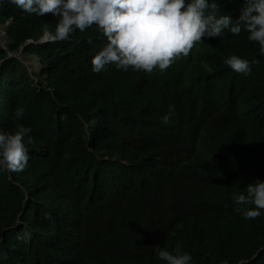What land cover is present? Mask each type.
Wrapping results in <instances>:
<instances>
[{"label":"trees","instance_id":"obj_1","mask_svg":"<svg viewBox=\"0 0 264 264\" xmlns=\"http://www.w3.org/2000/svg\"><path fill=\"white\" fill-rule=\"evenodd\" d=\"M208 3L235 19L246 0ZM57 19L0 0L7 49L39 62L29 73L0 48V131L20 124L34 139H25L23 171L8 180L0 165V264H167L155 246L173 252L177 242L191 264H264V209L257 224L234 211L255 206L232 199L264 182L259 44L225 30L164 72L109 64L95 73L91 60L106 43L95 25L66 41L26 44L46 24L54 32ZM232 54L249 61L248 74L224 63Z\"/></svg>","mask_w":264,"mask_h":264},{"label":"clouds","instance_id":"obj_2","mask_svg":"<svg viewBox=\"0 0 264 264\" xmlns=\"http://www.w3.org/2000/svg\"><path fill=\"white\" fill-rule=\"evenodd\" d=\"M11 2L29 14L43 16L50 13L57 17L54 32L49 31L47 24L45 25L43 36L51 42L66 41L76 30L83 32L93 25L97 26L106 38V43L91 60L92 71L95 73H100L109 64H115L117 69L124 71L132 68L149 74L157 69L164 72L181 56L187 57L196 44L202 42V37L207 35L219 38L225 30L233 35L246 31L249 33L248 40L257 42L259 51L264 54V0H246L245 5L240 9V15L235 19L230 15L217 17L215 3L209 5L208 0H190V2L186 0H11ZM209 7L213 11L206 14ZM4 43L6 46V38ZM6 51L16 54L18 60L24 57L21 56V52H11L7 48ZM28 57L34 59L32 65L35 62L39 64L35 57ZM3 60H0V63ZM224 63L237 73L248 74L251 71L249 61L235 54L227 57ZM27 70L29 73H37L39 66L34 71H30L29 68ZM22 115V108L15 111L17 118ZM169 119V115H165L162 122L168 123ZM30 133V127L20 124L14 132L0 131V165L5 169L8 180H11V172L23 171L27 165L29 156L25 139L28 144L34 142ZM232 199L238 206H255L234 209L245 219L261 216L260 210L264 209V182L257 180L248 184L246 194L234 193ZM18 220L17 217L16 224ZM155 252L158 258L166 261L167 264H191L193 259L190 254L182 251L179 242L173 252L160 246H155Z\"/></svg>","mask_w":264,"mask_h":264},{"label":"bare ground","instance_id":"obj_3","mask_svg":"<svg viewBox=\"0 0 264 264\" xmlns=\"http://www.w3.org/2000/svg\"><path fill=\"white\" fill-rule=\"evenodd\" d=\"M11 22H12V21H11ZM7 24H8V23H5V25H7ZM10 26H11V25H10ZM3 28H4V27H3ZM6 28H7V27H6ZM5 31H6V30H5ZM3 32H4V30H3ZM5 33H6V32H5ZM7 33H8V32H7ZM6 36H7V35H6ZM6 36H4V37L6 38ZM7 37H9V36H7ZM0 48L2 49L1 46H0ZM5 48H7V44H6ZM2 50H3V49H2ZM259 53H260V52H259ZM38 66H39V64H37V62H35V63L31 66L30 71H34V70L38 69ZM193 69H195V68H193ZM11 72H12V71H11ZM190 73H191V72H190ZM190 73H189V74H190ZM30 78H31V77H30ZM9 80H10V78H9ZM62 80H63V79H62ZM15 87H16V86H15ZM11 89H12V88H11ZM13 89H14V87H13ZM3 91H4V90H3ZM9 94H10V93H9ZM6 96H9V95L6 94ZM157 96H158V95H157ZM2 100H3V99H2ZM164 100H165V99H164ZM3 101H4V100H3ZM15 101H16V100H15ZM163 102H164V101H163ZM4 103H5V102H4ZM15 104H16V103H15ZM167 105H168V104H167ZM0 106H1V104H0ZM14 113H15V112H14ZM3 116H4V115H3ZM207 118H210V119H211V117H207ZM12 119H13V118H12ZM13 120H14V119H13ZM183 120H184V119H183ZM15 121H16V120H15ZM11 123H12V121H11ZM11 123H10V124H11ZM13 123H14V122H13ZM8 129H9V128H8ZM183 141H184V139H183ZM179 143H180V142H179ZM182 143H183V142H181L180 144H182ZM160 146H161V144H160ZM180 147H181V146H180ZM158 148H159V147H158ZM160 148H161V147H160ZM163 148H164V147H163ZM163 148H162V149H163ZM177 149H178V148H177ZM186 152H187V151H186ZM198 152H199V151H198ZM189 153H190V152H189ZM161 154H162V153H161ZM174 156H176V155H174ZM185 156H186V154H185ZM183 157H184V156H183ZM184 158H185V157H184ZM184 158H182V159L184 160ZM180 160H181V159H180ZM185 160H186V159H185ZM187 160H188V159H187ZM209 162H210V161H209ZM183 163H184V162H183ZM189 163H192V162L189 161ZM189 163H188V164H189ZM193 163H194V162H193ZM207 163H208V162H207ZM211 163H212V162H211ZM211 163H210V165H208L209 163L207 164L208 167L211 166L210 168H212ZM194 164H196V163H194ZM194 164H193V166H195ZM205 164H206V163H205ZM212 164H214V166H215V163H212ZM216 164H217V163H216ZM189 165H190V164H189ZM185 166H186V164H185ZM185 166H184V167H185ZM187 166H188V165H187ZM190 166H192V164H191ZM197 166H198V165H197ZM178 167H179V166H178ZM188 167H189V166H188ZM195 167H196V166H195ZM195 167H194V168H195ZM25 168H26V167H25ZM172 168H173V167H172ZM172 168H171V170H172ZM176 168H177V167H176ZM176 168L173 169V173H174V170H176ZM191 168H193V167H191ZM191 168H190V169H191ZM27 169H28V168H27ZM182 169H183V168H182ZM184 169H185V168H184ZM190 169H189V170H190ZM201 169L203 170L204 168L201 166ZM201 169H199V170L202 171ZM195 170H196V169H195ZM195 170H194L193 172H195ZM208 170H209V168H208ZM215 170H217V168H216ZM227 170H228V169H227ZM229 170H230V169H229ZM229 170H228V171H229ZM187 171H188V170H187ZM211 171H212V169H211ZM211 171H210V173H211ZM213 171H214V170H213ZM2 172H3V171H2ZM197 172H198V170H197ZM206 172H208V171H206ZM214 172H215V171H214ZM210 173H209V174H210ZM217 173H218V170H217ZM12 174H13V172H12ZM170 174H171V173H170ZM170 174H169V175H170ZM214 174H215V173H214ZM171 175H172V174H171ZM171 175H170V176H171ZM205 175H206V174H205ZM211 175H212V174H211ZM13 176H14V175H13ZM195 176H196V175H195ZM16 178H17V177H16ZM170 178H171V177H170ZM17 179H18V178H17ZM166 179H167V178H166ZM168 179H169V178H168ZM171 179H172V178H171ZM171 179H170V180H171ZM221 179H222V178H221ZM221 179H220V180H221ZM18 180H19V179H18ZM163 180H164V179H163ZM220 180H218V181H220ZM202 181H203V180H202ZM222 181H224V180H222ZM222 181H221V182H222ZM225 181H228V182H229V180H225ZM163 183H164V182H163ZM168 183H170V182H168ZM217 183H218V182H217ZM219 183H220V182H219ZM219 183H218V184H219ZM229 183H230V182H229ZM17 184H18V183H17ZM203 184H206V183H203ZM215 184H216V183H215ZM222 184H224V183H222ZM222 184H220V185H222ZM177 185H178V184H177ZM182 185H183V184H182ZM178 186H179V185H178ZM183 186H184V185H183ZM203 186H204V185H203ZM214 187H215V186H214ZM225 187H226V186H225ZM225 187H224V188H225ZM227 187L229 188V186H227ZM180 188H182V186H181ZM184 188H185V187H184ZM211 188H213V186H212ZM9 189H10V188H9ZM209 189H210V188H209ZM218 189H219V188H218ZM226 190H227V189H226ZM184 191H185V190H184ZM210 191H211V189H210ZM10 192H11V191H10ZM203 193H204V192H203ZM209 193H210V192H209ZM224 193H225V192H224ZM7 195H8V194H7ZM13 195H14V193H13ZM13 195L11 194L10 197H12ZM27 195H28V194H27ZM187 195H188V194H187ZM189 195H190V194H189ZM207 195H208V194H207ZM22 196H23V194H22ZM195 196H197V195H195ZM195 196H194V197H195ZM221 196H222V195H221ZM224 196H225V195H224ZM188 197H189V196H188ZM202 197H203V196H202ZM195 198H197V197H195ZM198 198H199V196H198ZM206 198H207V197H206ZM12 199H13V198H12ZM165 199H166V198H165ZM200 199H201V198H200ZM211 199H212V198H211ZM221 199H222V198H221ZM10 200H11V199H10ZM163 200H164V199H163ZM189 200H190V199H189ZM189 200H188V201H189ZM195 200L197 201L198 199H195ZM203 200H205V199H202V201H203ZM191 201H193V199L190 200V203H188V204H191V205H192V202H191ZM202 201H200V202H202ZM129 202H130V201H129ZM204 202H205V201H203V203H204ZM131 204H132V203H131ZM204 204H205V203H204ZM22 205H23V204H22ZM202 205H203V204H202ZM188 206H189V205H188ZM198 206H199V204H198ZM200 207H201V206H200ZM221 207H222V206H221ZM160 208H162V207H160ZM196 208H197V207H195V210H196ZM156 210H157V209H156ZM199 210H200V209H199ZM197 211H198V209H197ZM162 212H163V211H162ZM204 212H205V211H204ZM206 212H207V211H206ZM208 212H211V211H208ZM208 212H207V213H208ZM189 213H190V212H189ZM197 213H198V212H197ZM156 214H157V213H156ZM156 214H155V215H156ZM193 214H194V213H193ZM195 214H196V212H195ZM211 214H212V213H211ZM157 215H158V214H157ZM162 215H163V214H162ZM198 215H199V213H198ZM204 215H205V214H204ZM206 215L208 216V214H206ZM209 215H210V214H209ZM217 215H218V214H217ZM219 215H220V214H219ZM222 215H223V214H221V216H222ZM224 215H225V214H224ZM163 216H164V215H163ZM193 216L195 217V215H193ZM200 216H201V215H200ZM210 216H212V215H210ZM210 216H208V217H210ZM197 217H198V216H197ZM208 217H207V218H208ZM213 217H214V216H213ZM213 217H212V218H213ZM225 217H226V216H225ZM201 218H202V217H201ZM210 218H211V217H210ZM215 218H216V216H215ZM228 218H229V217H228ZM257 218H258V217H257ZM257 218H256V219H257ZM204 219H206V218H204ZM208 219H209V218H208ZM208 219H207V220H208ZM140 220H141V219H140ZM247 220L253 221L252 219H247ZM257 220H258V219H257ZM162 221H164V220H162ZM164 222H165V221H164ZM253 222H254V221H253ZM253 222H252V223H253ZM257 222H258V221H257ZM257 222H256V220H255L254 223H257ZM140 223H141V222H140ZM244 223H245V222H244ZM254 223L252 224V226H254ZM262 223H263V222H262ZM262 223H261V224H262ZM257 224H259V223H257ZM261 224H260V225H261ZM247 225H248V224H246V226H247ZM249 225H251V224H249ZM260 225H259V226H260ZM23 226H24V225H23ZM255 226H256V225H255ZM259 226L257 225L258 230H259ZM250 227H251V226H250ZM263 227H264V226H263ZM26 228H27V227H26ZM251 228H253V227H251ZM253 229L255 230V228H253ZM253 229H251V230H253ZM263 230H264V229H263ZM256 231H257V230H256ZM259 231H260V230H259ZM259 231H258V232H259ZM260 232H261V231H260ZM252 234H255L254 231L252 232ZM258 234H259V233H258ZM255 235H256V234H255ZM261 235H262V234H261ZM259 236H260V235H259ZM254 237H255V236H254ZM254 237H251V239L253 240L252 242H256V241H257V240L254 241ZM257 238L259 239L258 235H257ZM257 238H256V239H257ZM242 240H243V239H242ZM242 240H240V241H242ZM245 240H246V239H245ZM245 240H244V241H245ZM250 241H251V240H250ZM189 242H190V241H189ZM252 242H251V243H252ZM0 244H1V243H0ZM206 245H207V244H206ZM234 245H235V244H234ZM193 246H194V245H193ZM199 246H200V245H199ZM87 249H88V248H87ZM85 250H86V249H85ZM92 257H93V256H92ZM73 259H74V258H73ZM90 260H91V259H90ZM86 262H87V261H86ZM87 263H88V262H87Z\"/></svg>","mask_w":264,"mask_h":264},{"label":"water","instance_id":"obj_4","mask_svg":"<svg viewBox=\"0 0 264 264\" xmlns=\"http://www.w3.org/2000/svg\"><path fill=\"white\" fill-rule=\"evenodd\" d=\"M6 35H7V34H6L5 32L0 31V38H1L2 36H6ZM48 42H51V41L48 40L45 36H43V37L39 40V42H35V43H36V44H37V43H39V44H44V43H48ZM28 43H33V41H32V40H28L26 44H28ZM0 46L2 47L3 50L6 51L5 43H4V42L0 43ZM6 53H7V57H6V58L14 57V55L11 54L10 52H7V51H6ZM16 58H17V57H16Z\"/></svg>","mask_w":264,"mask_h":264},{"label":"rangeland","instance_id":"obj_5","mask_svg":"<svg viewBox=\"0 0 264 264\" xmlns=\"http://www.w3.org/2000/svg\"><path fill=\"white\" fill-rule=\"evenodd\" d=\"M0 31L3 32V26H0ZM4 39H5V37L2 36V37L0 38V43L4 42ZM14 55L16 56V54H14ZM16 57H17V59H19L18 56H16ZM20 60L23 62L22 64L25 65V67H26L27 69H28V68L31 69L32 63L34 62V59H33V58H29V57H20Z\"/></svg>","mask_w":264,"mask_h":264}]
</instances>
